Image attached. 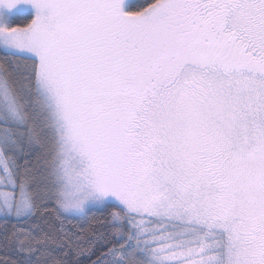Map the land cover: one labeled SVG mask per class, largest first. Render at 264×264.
<instances>
[{"label":"snow or ice","instance_id":"1","mask_svg":"<svg viewBox=\"0 0 264 264\" xmlns=\"http://www.w3.org/2000/svg\"><path fill=\"white\" fill-rule=\"evenodd\" d=\"M0 264H264V0H0Z\"/></svg>","mask_w":264,"mask_h":264},{"label":"trees","instance_id":"2","mask_svg":"<svg viewBox=\"0 0 264 264\" xmlns=\"http://www.w3.org/2000/svg\"><path fill=\"white\" fill-rule=\"evenodd\" d=\"M3 256V253L2 252H0V257H2Z\"/></svg>","mask_w":264,"mask_h":264}]
</instances>
